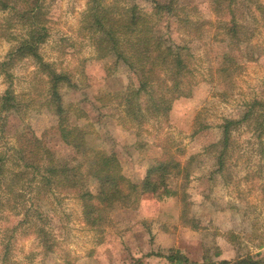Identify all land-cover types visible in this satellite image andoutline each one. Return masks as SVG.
Instances as JSON below:
<instances>
[{
  "label": "clouds",
  "instance_id": "9594fccd",
  "mask_svg": "<svg viewBox=\"0 0 264 264\" xmlns=\"http://www.w3.org/2000/svg\"><path fill=\"white\" fill-rule=\"evenodd\" d=\"M179 261L264 264V0H0V264Z\"/></svg>",
  "mask_w": 264,
  "mask_h": 264
},
{
  "label": "trees",
  "instance_id": "16d2710c",
  "mask_svg": "<svg viewBox=\"0 0 264 264\" xmlns=\"http://www.w3.org/2000/svg\"><path fill=\"white\" fill-rule=\"evenodd\" d=\"M175 259L179 260V258H178V257H176ZM182 262H183V261H179V264H182Z\"/></svg>",
  "mask_w": 264,
  "mask_h": 264
},
{
  "label": "rangeland",
  "instance_id": "374dc122",
  "mask_svg": "<svg viewBox=\"0 0 264 264\" xmlns=\"http://www.w3.org/2000/svg\"><path fill=\"white\" fill-rule=\"evenodd\" d=\"M174 259H175V258H174ZM182 264H186V262H185V261H183V262H182Z\"/></svg>",
  "mask_w": 264,
  "mask_h": 264
}]
</instances>
